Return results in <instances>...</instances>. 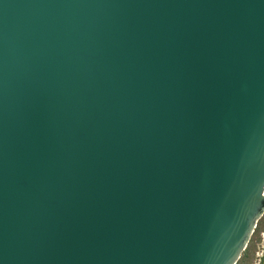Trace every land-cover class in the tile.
<instances>
[{
  "label": "water",
  "instance_id": "95a60500",
  "mask_svg": "<svg viewBox=\"0 0 264 264\" xmlns=\"http://www.w3.org/2000/svg\"><path fill=\"white\" fill-rule=\"evenodd\" d=\"M263 193L264 0H0V264H237Z\"/></svg>",
  "mask_w": 264,
  "mask_h": 264
},
{
  "label": "rangeland",
  "instance_id": "374dc122",
  "mask_svg": "<svg viewBox=\"0 0 264 264\" xmlns=\"http://www.w3.org/2000/svg\"><path fill=\"white\" fill-rule=\"evenodd\" d=\"M264 230V216L259 220L246 249L242 253L237 264H252L255 259V253L260 244V231Z\"/></svg>",
  "mask_w": 264,
  "mask_h": 264
},
{
  "label": "flooded vegetation",
  "instance_id": "af4514ba",
  "mask_svg": "<svg viewBox=\"0 0 264 264\" xmlns=\"http://www.w3.org/2000/svg\"><path fill=\"white\" fill-rule=\"evenodd\" d=\"M264 216V213L263 215L261 216V218ZM260 218V219H261ZM259 219V220H260ZM259 222V221H258ZM257 222V224H258ZM257 226V225H256ZM256 228V227H255ZM255 230V229H254ZM260 244L257 248V251L255 253V259L253 261L252 264H264V230L260 231Z\"/></svg>",
  "mask_w": 264,
  "mask_h": 264
},
{
  "label": "built area",
  "instance_id": "2783aa9c",
  "mask_svg": "<svg viewBox=\"0 0 264 264\" xmlns=\"http://www.w3.org/2000/svg\"><path fill=\"white\" fill-rule=\"evenodd\" d=\"M264 194V193H263Z\"/></svg>",
  "mask_w": 264,
  "mask_h": 264
}]
</instances>
